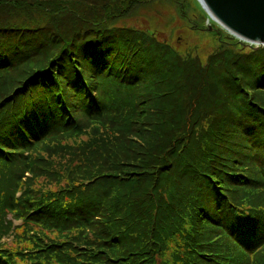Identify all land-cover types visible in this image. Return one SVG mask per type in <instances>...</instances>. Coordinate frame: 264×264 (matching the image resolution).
<instances>
[{
    "label": "trees",
    "instance_id": "1",
    "mask_svg": "<svg viewBox=\"0 0 264 264\" xmlns=\"http://www.w3.org/2000/svg\"><path fill=\"white\" fill-rule=\"evenodd\" d=\"M195 1L0 0V264H264V47Z\"/></svg>",
    "mask_w": 264,
    "mask_h": 264
},
{
    "label": "rangeland",
    "instance_id": "2",
    "mask_svg": "<svg viewBox=\"0 0 264 264\" xmlns=\"http://www.w3.org/2000/svg\"><path fill=\"white\" fill-rule=\"evenodd\" d=\"M188 1L191 5L189 8V14L191 16L195 13V6L197 7V3L195 0ZM197 15L199 16V14ZM196 20L200 22V19ZM128 22L144 29L158 30L162 37L170 39L169 42L172 43L180 52L185 54H188L189 52H196L200 55L202 61L204 62L211 53V48L213 47L211 37L206 34L188 33L189 26L180 20L176 9L166 3L155 2L152 9L141 10L136 19L129 20ZM205 23L207 24V21ZM225 31L222 30L223 36L227 34ZM27 176L30 175L27 174ZM9 219H11L10 215L8 216V220ZM13 224V234L3 238L2 242L10 249H17L25 245L24 239L18 238L17 236V234L22 235L24 227L20 228V221L13 220Z\"/></svg>",
    "mask_w": 264,
    "mask_h": 264
},
{
    "label": "water",
    "instance_id": "3",
    "mask_svg": "<svg viewBox=\"0 0 264 264\" xmlns=\"http://www.w3.org/2000/svg\"><path fill=\"white\" fill-rule=\"evenodd\" d=\"M209 15L232 37L257 48L264 47V0H198Z\"/></svg>",
    "mask_w": 264,
    "mask_h": 264
},
{
    "label": "bare ground",
    "instance_id": "4",
    "mask_svg": "<svg viewBox=\"0 0 264 264\" xmlns=\"http://www.w3.org/2000/svg\"><path fill=\"white\" fill-rule=\"evenodd\" d=\"M206 12V11H205ZM209 16V15H208Z\"/></svg>",
    "mask_w": 264,
    "mask_h": 264
}]
</instances>
